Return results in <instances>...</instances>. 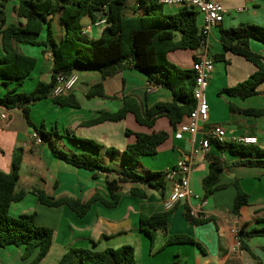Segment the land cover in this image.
<instances>
[{
  "label": "crops",
  "instance_id": "crops-1",
  "mask_svg": "<svg viewBox=\"0 0 264 264\" xmlns=\"http://www.w3.org/2000/svg\"><path fill=\"white\" fill-rule=\"evenodd\" d=\"M21 0H7L5 6L6 23L24 26L25 20L19 19L16 8ZM227 10L222 24L212 29L209 37V53L212 59L222 55L220 61L214 60V72L207 90L210 107L208 123L203 125L195 135H184L182 140H175L174 128L167 117H159L152 128L142 126L132 113L120 122H105L95 126L87 123L98 117L102 111L117 112L126 100H133L140 109H150L157 103L172 101L171 93L161 86L152 85L148 78L132 65H126L116 75L103 80L99 72L78 71L77 83L72 95L80 104L79 108L60 107L52 98L44 99L32 105L31 117L37 126L44 125L51 131L60 134L56 145L65 151L74 153H92L95 151L75 144L72 138L92 140L103 147L101 160L104 165L121 169L126 166L119 156H110L106 149L114 148L123 152L128 145L136 141L132 133L152 134L167 132L169 139L158 148V154L146 156L135 168L137 172H166L173 168L180 159L193 164L190 185L198 198L180 202L169 211L168 233L153 231L154 241L141 231L139 217L141 214L153 215L167 212L164 201L169 195L170 187L163 192L146 189L147 199H140L129 194L131 188L143 186L125 184L121 190V199L116 208H108L97 202L84 217H78L68 206L47 207L42 205L31 193L32 189L45 191L50 197L60 199L74 198L88 201L99 193L108 197L107 175L93 173L76 168L56 159L48 142L38 145L32 138V130L23 117L22 111L0 110V171L10 173L16 156L22 157L17 192L26 191L20 202L13 203L10 215L36 213L37 223L54 231V239L46 258L39 264H58L64 254L71 248H85L104 251L131 245L135 249L136 264H172L179 260L182 264H264V234L245 241L240 246L235 231L264 227V168L234 166V162L243 159L228 148L220 149L211 145L208 150H200V142L206 133L215 125H222L227 130V142H233L242 136L258 139L257 147L264 149V116L245 115L239 110H264V82L258 85L257 95L247 99L220 95L221 90L232 88L253 75L257 68L244 57L226 51L220 41V30L235 28L249 23L264 27V0H221ZM171 11L175 10L177 7ZM202 19H200V26ZM86 34L97 39L102 34L101 27L93 26L90 18L82 21ZM54 31L58 41L65 35L59 15L54 20ZM96 28V29H95ZM94 29V30H93ZM45 35V34H44ZM43 35V38H44ZM20 51L37 59L35 70L26 80L20 92L29 93L38 82H49L52 74V58L44 48L20 45ZM250 49L264 57V44L250 41ZM0 35V57L3 56ZM197 50H179L168 54L170 62L186 69H191ZM0 78V96L13 89L14 84ZM102 84L105 96H88L92 87ZM153 87L149 92V88ZM231 106L235 110L231 109ZM1 115L6 116L3 120ZM52 142H56L52 138ZM219 157L226 166L220 177L217 190L212 196L204 199L203 179L209 173L207 156ZM110 157H113L110 158ZM113 175H109L112 178ZM236 185L249 196V205L241 210L240 216L232 213L236 197ZM203 202V203H202ZM186 208L199 211L209 221L203 225H193L187 221ZM171 235H187L196 244L166 245ZM14 246L0 248V255L7 253L13 259H0V264H29L24 261L23 248L11 250ZM13 254V255H12Z\"/></svg>",
  "mask_w": 264,
  "mask_h": 264
},
{
  "label": "trees",
  "instance_id": "trees-1",
  "mask_svg": "<svg viewBox=\"0 0 264 264\" xmlns=\"http://www.w3.org/2000/svg\"><path fill=\"white\" fill-rule=\"evenodd\" d=\"M7 0H0V35L3 56L0 57V78L13 83V89L0 96V110L22 111L33 133L38 134L43 142H48L53 156L76 168L93 173L107 175L106 185L108 197L99 193L94 194L88 201L64 197L56 199L45 191L32 189L39 202L47 207L66 205L78 217H84L91 210L92 205L100 202L108 208H116L121 199V190L125 184H135L144 188H131L129 194L140 199L148 198V189L163 192L166 188V172H148L142 174L136 171L141 159L158 154V148L169 139L167 132L152 134L132 133L136 141L127 146L123 152L114 148L106 149L110 156H119L126 164L121 169L104 165L101 160L103 147L92 140L72 138L75 144L90 148L92 153L71 154L59 148L52 142V138H60L57 130L47 131L44 125L37 126L31 117L32 105L44 99L52 98L53 103L60 107L79 108L80 104L72 95L52 97V90L59 77L78 71L99 72L103 80L116 75L126 65H132L144 74L152 85L161 86L172 95L171 102L157 103L152 108L140 109L133 100H126L124 107L117 112L102 111L98 117L89 121L87 125L95 126L105 122H120L132 113L136 121L152 128L159 117H167L174 129L186 123L196 107L194 90L196 86V72L182 68L168 59V54L179 50L196 51L203 39L200 33V15L192 7H177L165 13L164 6L159 0H135L134 15L126 16L128 0H21L16 8L19 19L25 20L24 26L6 23L5 6ZM143 10V13H139ZM104 15L100 17V15ZM59 15L65 35L58 41L54 31V20ZM90 18L94 24L100 19H106L99 38L89 37L82 25L84 18ZM45 34V35H44ZM44 35V38H43ZM257 40L264 44V27L244 23L235 28L220 30V41L223 48L234 55L244 57L253 63L257 70L246 81L221 90L220 95L247 99L257 95V87L264 82V57L250 49V41ZM20 45L44 48L51 54L52 74L49 82L40 81L32 91L20 92L26 80L35 70L37 59L25 55L20 51ZM222 55L214 57L220 61ZM7 83V84H8ZM88 96H105L102 84L92 87ZM231 109L235 110L233 106ZM245 115L264 116V110H239ZM210 145L220 149L228 148L243 159L234 162V166L264 168V149L256 145H245L237 142L221 144L213 139ZM209 173L202 181L204 199L212 196L217 190L220 177L225 171L224 161L213 155L207 156ZM22 157L16 156L12 171H0V248L14 246L23 248L22 259H31L29 264H39L48 255L54 239V231L37 223L36 213L22 214L18 217L10 215L13 203L20 202L26 196V191L17 192L20 177ZM109 175H113L109 178ZM233 203L232 213L240 216L241 210L249 205V196L239 185ZM170 212L153 215L141 214L139 224L154 241L153 231L161 230L168 233ZM186 219L193 225H203L208 218L191 214L186 208ZM264 234L261 229L237 231V238L242 248L245 241ZM196 244L187 235H171L166 245ZM58 264H136L135 249L125 245L117 249L108 248L104 251H94L85 248H71L61 258ZM172 264H182L175 260Z\"/></svg>",
  "mask_w": 264,
  "mask_h": 264
},
{
  "label": "built area",
  "instance_id": "built-area-1",
  "mask_svg": "<svg viewBox=\"0 0 264 264\" xmlns=\"http://www.w3.org/2000/svg\"><path fill=\"white\" fill-rule=\"evenodd\" d=\"M158 2L164 7H192L199 13L200 19H202L200 33L203 39L197 50L196 58L192 63V69L196 72V86L193 95L196 107L192 114H190L188 121L178 125L174 130L175 140H182L186 134L195 136L201 130L202 126L208 123L210 107L207 100V90L214 72V60L210 56L208 42L212 29L223 23L227 10L222 5L221 0H159ZM106 23L107 21L104 18L94 23L93 26L102 27ZM78 82V75L73 73L70 76L59 77L52 90V97L70 95ZM152 89L153 87H150L148 91L151 92ZM1 117L3 120L7 119L5 115H1ZM32 138L38 145L44 143L36 133L32 134ZM211 139L221 144L226 143V128L222 125L213 126L201 140L200 148L195 149L194 153L196 154L200 150H208L211 146ZM233 142L245 145H256L258 139L252 136H242ZM192 170L193 164L189 160L180 159L173 168L166 171V186L169 185L170 187L169 195L164 201V206L167 211L173 210L180 202L187 199L198 198L190 185ZM191 214L195 217L200 215L199 211L192 209ZM235 233L237 234V231Z\"/></svg>",
  "mask_w": 264,
  "mask_h": 264
},
{
  "label": "rangeland",
  "instance_id": "rangeland-1",
  "mask_svg": "<svg viewBox=\"0 0 264 264\" xmlns=\"http://www.w3.org/2000/svg\"><path fill=\"white\" fill-rule=\"evenodd\" d=\"M135 5H136V2H135V0H128L127 1V9H126V13H125V15L126 16H132V15H134V12H133V7H135ZM173 8H171V7H169V6H165L164 7V12L165 13H168V12H171V10H172ZM139 13H143V10H140L139 11ZM96 29V28H95ZM94 30V29H93ZM5 93H7V91L5 92ZM48 131L50 132L51 130L50 129H48ZM54 139H55V141L56 142H54L55 144L58 142V138L57 137H54ZM59 143V142H58ZM62 150H64L63 148H62ZM110 158H112L113 159V157H110ZM14 216V215H13ZM17 247H12V249L11 250H17L16 249ZM13 255V254H12ZM8 259V262H10L13 258L12 257H10L9 255H7V253H2V255H0V259Z\"/></svg>",
  "mask_w": 264,
  "mask_h": 264
},
{
  "label": "water",
  "instance_id": "water-1",
  "mask_svg": "<svg viewBox=\"0 0 264 264\" xmlns=\"http://www.w3.org/2000/svg\"><path fill=\"white\" fill-rule=\"evenodd\" d=\"M104 15L102 14V15H100V17H103ZM72 73H69L67 76H70Z\"/></svg>",
  "mask_w": 264,
  "mask_h": 264
}]
</instances>
